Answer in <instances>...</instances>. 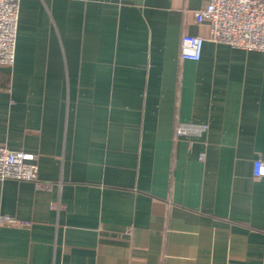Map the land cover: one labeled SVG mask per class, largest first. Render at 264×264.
<instances>
[{"label":"crops","instance_id":"obj_1","mask_svg":"<svg viewBox=\"0 0 264 264\" xmlns=\"http://www.w3.org/2000/svg\"><path fill=\"white\" fill-rule=\"evenodd\" d=\"M207 1L20 0L0 144L38 183L0 180V264H264V54L181 59Z\"/></svg>","mask_w":264,"mask_h":264},{"label":"built area","instance_id":"obj_2","mask_svg":"<svg viewBox=\"0 0 264 264\" xmlns=\"http://www.w3.org/2000/svg\"><path fill=\"white\" fill-rule=\"evenodd\" d=\"M20 0H0V66H12L15 58ZM195 23L207 22L208 35L183 34L180 40L181 59L198 60L205 39L222 42L244 50L264 54V0H208L194 10ZM206 129V125L177 122L174 138L189 136ZM252 173L264 177V159L253 161ZM28 180L38 183L36 154L12 150L0 144V180ZM1 222L20 223L14 218L0 217Z\"/></svg>","mask_w":264,"mask_h":264}]
</instances>
